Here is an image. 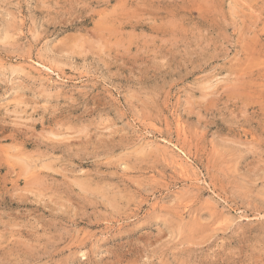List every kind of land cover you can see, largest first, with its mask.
Instances as JSON below:
<instances>
[{"label":"rangeland","instance_id":"1","mask_svg":"<svg viewBox=\"0 0 264 264\" xmlns=\"http://www.w3.org/2000/svg\"><path fill=\"white\" fill-rule=\"evenodd\" d=\"M0 264H264V0H0Z\"/></svg>","mask_w":264,"mask_h":264},{"label":"bare ground","instance_id":"2","mask_svg":"<svg viewBox=\"0 0 264 264\" xmlns=\"http://www.w3.org/2000/svg\"><path fill=\"white\" fill-rule=\"evenodd\" d=\"M182 155H183V154H182ZM180 156H181V155H180ZM184 156H185V155H184ZM183 159H185V158H183ZM188 159H189V158H188ZM188 159H186V160H188ZM186 160H185V162L187 163V161H186ZM186 163H185V164H186ZM188 164H189V163H188ZM181 166H182V165H181ZM183 168H184V167H183Z\"/></svg>","mask_w":264,"mask_h":264}]
</instances>
